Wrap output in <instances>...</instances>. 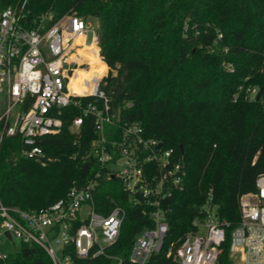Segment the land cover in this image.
Returning a JSON list of instances; mask_svg holds the SVG:
<instances>
[{"label": "trees", "instance_id": "16d2710c", "mask_svg": "<svg viewBox=\"0 0 264 264\" xmlns=\"http://www.w3.org/2000/svg\"><path fill=\"white\" fill-rule=\"evenodd\" d=\"M32 15L52 11L98 22L92 60L109 67L100 85L119 116L107 126L111 137L125 123L138 122L144 136L155 138L172 160L183 162L186 177L162 199L168 233L147 264H179L175 249L194 229L206 204L229 223L220 264L229 259L231 230L240 221V198L256 190L264 173V0H28ZM263 89L246 98L247 87ZM95 99L83 97V101ZM97 103L101 106L102 100ZM82 110L63 109L59 133L39 141L45 157L28 158L18 136L0 146V197L23 210L47 207L102 172L94 193L95 210H125L118 241L110 255L129 261L137 237L154 226L143 196L134 204L121 179L109 175L91 151L98 138L94 117L80 130L70 126ZM149 169L157 172L155 163ZM174 252L168 256V250ZM0 264H53L36 244L21 243ZM85 264H115L99 256Z\"/></svg>", "mask_w": 264, "mask_h": 264}, {"label": "built area", "instance_id": "2783aa9c", "mask_svg": "<svg viewBox=\"0 0 264 264\" xmlns=\"http://www.w3.org/2000/svg\"><path fill=\"white\" fill-rule=\"evenodd\" d=\"M28 4V0H0V146L5 137L18 136L23 154L40 159L45 151L39 141L61 131L65 107L82 110L72 120L73 131L80 130L85 116H93L98 133L91 144L94 156L109 175L121 179L134 204L141 195L154 206L150 212L154 226L137 237L129 254L130 262L147 264L162 250L168 233L162 199L181 187L185 166L173 161L172 150H163L157 139L145 137L138 122L119 126L111 137L106 134L107 126H118L120 119L100 89L103 80L97 79L95 84L87 81L82 88L95 86L82 93L72 84L78 68H90L88 60L73 56L75 42L82 36L86 47L97 46V29L70 13L56 17L45 11L34 16ZM257 90L247 87L246 98L255 97ZM83 97L95 99L85 102ZM100 99L101 106L97 103ZM150 162L155 163L157 172L148 168ZM101 176L102 172H97L84 185L73 186L65 196L40 209L11 207L0 197V237H7L8 231L13 242L16 237L21 243L40 246L53 264H85L99 256L123 264L120 256L108 254L107 249L119 239L125 210L118 206L107 215L95 210L94 193ZM216 211L215 205L206 204L202 216L193 221L194 229L175 249L179 264H220L229 223ZM240 212V221L229 237V259L232 264H264V173L256 179V190L241 196ZM173 252L172 245L167 255ZM7 257L8 252L0 249V259Z\"/></svg>", "mask_w": 264, "mask_h": 264}, {"label": "rangeland", "instance_id": "374dc122", "mask_svg": "<svg viewBox=\"0 0 264 264\" xmlns=\"http://www.w3.org/2000/svg\"><path fill=\"white\" fill-rule=\"evenodd\" d=\"M88 21L90 23H92L96 29H98V22L96 19H88ZM88 42L91 41V34H89L88 36ZM97 48V54L98 56L101 58L100 56V47L99 44L96 46ZM93 52V51H92ZM90 52L88 54L85 53H80L78 54V56H82V61L83 60H88L89 64H90V68L89 69H82L79 68L77 75H78V79H81L82 82L84 83H88L87 81H89L90 83H94L97 79H101L104 80V78L109 74V67L104 66L103 64H100V66H96V64L91 60V57L93 55V53ZM77 56V57H78ZM102 59V58H101ZM103 60V59H102ZM104 61V60H103ZM105 62V61H104ZM106 63V62H105ZM107 64V63H106ZM95 84V83H94ZM93 84V88L94 85ZM97 84V83H96ZM101 84V82H100ZM99 84V85H100ZM259 90V89H258ZM258 90L256 91V94L258 92ZM205 229V228H203ZM14 242L16 243V247L14 246V242L11 241L10 239H8L7 237H0V249L4 252H12L14 251L16 248H20L21 247V240L19 238L14 237ZM58 254H60V250L57 251Z\"/></svg>", "mask_w": 264, "mask_h": 264}, {"label": "bare ground", "instance_id": "6f19581e", "mask_svg": "<svg viewBox=\"0 0 264 264\" xmlns=\"http://www.w3.org/2000/svg\"><path fill=\"white\" fill-rule=\"evenodd\" d=\"M95 47H96L95 45H92L90 47H86L84 45V43H83V37L80 36V37L77 38V40L75 42V49L77 51H75V53H74L73 56H78V54H80V53L88 54V53L94 51ZM91 60H92V57H91ZM96 66H97V64H96ZM78 69L76 70L75 75H74V77L72 79V84H73V86L75 88L74 90L77 91V92H79V93L90 91L93 88V84L91 86H89L88 88H86V89L82 88V85L83 84H86V83L82 82L81 79H78V75H77Z\"/></svg>", "mask_w": 264, "mask_h": 264}, {"label": "water", "instance_id": "95a60500", "mask_svg": "<svg viewBox=\"0 0 264 264\" xmlns=\"http://www.w3.org/2000/svg\"><path fill=\"white\" fill-rule=\"evenodd\" d=\"M262 92H263V89L260 88V89L258 90L257 94H256V99H258V98L261 96ZM160 145H161V143H160ZM6 236H7L9 239H11V235H10V233H9L8 231L6 232Z\"/></svg>", "mask_w": 264, "mask_h": 264}]
</instances>
